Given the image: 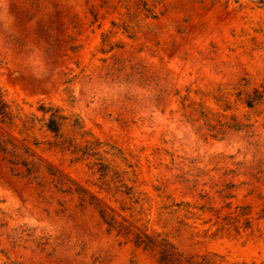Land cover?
<instances>
[{
  "label": "rangeland",
  "instance_id": "1",
  "mask_svg": "<svg viewBox=\"0 0 264 264\" xmlns=\"http://www.w3.org/2000/svg\"><path fill=\"white\" fill-rule=\"evenodd\" d=\"M0 96L58 107L85 133L61 139L98 142L73 160L36 132L64 192L0 154V264H264L263 8L0 0Z\"/></svg>",
  "mask_w": 264,
  "mask_h": 264
},
{
  "label": "trees",
  "instance_id": "2",
  "mask_svg": "<svg viewBox=\"0 0 264 264\" xmlns=\"http://www.w3.org/2000/svg\"><path fill=\"white\" fill-rule=\"evenodd\" d=\"M246 1L264 9V0ZM252 102L253 100L249 97L244 100L247 107H251ZM64 124L69 127L72 133L81 138L84 137L85 133L79 119L63 114L58 107L40 102L34 110L24 112L18 105L13 107L0 96V125H4V135L0 133V154L4 156V162L7 163L12 175L37 179L40 174L45 173L56 181L57 190L64 192L62 187H68L67 183L71 184V182L48 161L36 154V151L41 149V142L37 140L36 132L49 135L53 139V141L45 142L47 147L44 149L58 150L62 153L69 152L73 156V160L93 157L98 146L96 141L85 140L86 145L82 148L75 146L73 140L61 139ZM76 193L79 195V192L76 191ZM136 238L138 243L145 247L158 248L161 262L174 259V254L171 251L157 244L146 234H137ZM178 262H180L179 259Z\"/></svg>",
  "mask_w": 264,
  "mask_h": 264
}]
</instances>
